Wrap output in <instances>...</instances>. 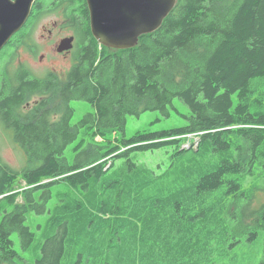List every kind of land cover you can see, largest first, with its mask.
<instances>
[{"label": "trees", "instance_id": "16d2710c", "mask_svg": "<svg viewBox=\"0 0 264 264\" xmlns=\"http://www.w3.org/2000/svg\"><path fill=\"white\" fill-rule=\"evenodd\" d=\"M40 1L28 34L44 14ZM77 4L60 118L45 101L18 111L27 94L57 86L54 73L22 72L0 87V123L27 157L16 170L0 156V264L19 258L13 234L23 249L33 243L29 212L43 236L34 264H158L163 254L176 260L169 264H196L191 237L236 236L233 246L264 234V0H178L156 31L124 50L99 45L85 0ZM175 98L189 108L185 126L109 142L127 115H168ZM73 100L94 108L75 124ZM187 135L197 136L195 148H181ZM168 145L160 171L138 157Z\"/></svg>", "mask_w": 264, "mask_h": 264}, {"label": "rangeland", "instance_id": "374dc122", "mask_svg": "<svg viewBox=\"0 0 264 264\" xmlns=\"http://www.w3.org/2000/svg\"><path fill=\"white\" fill-rule=\"evenodd\" d=\"M65 7L69 13L64 12ZM38 8L44 14L32 26L30 34H28L27 27L28 21L32 19L31 15L24 26L11 37L0 51V87L7 86L11 79L22 72H28L27 78L43 77L49 72L54 73L57 76V86L48 93L27 94L25 102L18 108V111L23 115H29L39 107L40 101H45L49 105L52 119L58 120L65 109V103L61 99L60 92L66 80L67 72L76 61L74 55L77 46L75 45L76 37L73 48L58 52L56 47L62 39L75 36V22L80 18L81 10L77 0H41L38 3ZM69 105H72L75 110L71 120L73 124L83 118L86 113L94 111L92 105L84 100H73ZM188 114H190L189 108L180 99L175 98L172 106L169 107L168 115L158 110H147L139 116L127 115L124 133L118 132L111 135L109 142L120 146L123 138L128 139L137 132H158L183 127L187 124L184 115ZM96 140L99 141V145H104V138L97 137ZM197 141V136L194 138L186 136L183 138L181 148L186 149L187 146H190L189 148L193 149ZM74 144L69 146L65 154L70 162L74 158L75 152L71 150ZM172 150L173 146L168 145L153 151L139 153L138 157L141 162L156 171H160L165 166L166 156ZM0 156L13 169L20 170L27 165V157L13 141L12 132L1 123ZM160 164L161 166H159ZM30 165L34 166L35 162L30 163ZM1 217L2 213L0 220ZM33 217L38 216L29 212L26 224L36 232V235L28 248L23 249L17 234L12 235L14 248L19 254V258H15V264H34L35 258L40 254L39 246L43 242V236L41 229L36 228L32 223ZM235 237L225 239L224 235H218L208 240L209 243H205L207 240L201 234L191 237L195 242L194 249L196 252L192 253L189 259L194 260L196 264H259L264 254V234L260 233L253 241L242 239L239 243L230 246ZM196 240L199 241L196 242ZM170 260L176 262L172 255L163 254V259L158 264H169ZM137 264L140 262L138 261ZM181 264H187V260L184 259Z\"/></svg>", "mask_w": 264, "mask_h": 264}, {"label": "water", "instance_id": "95a60500", "mask_svg": "<svg viewBox=\"0 0 264 264\" xmlns=\"http://www.w3.org/2000/svg\"><path fill=\"white\" fill-rule=\"evenodd\" d=\"M36 0H0V50L30 16ZM178 0H85L90 31L96 41L115 50L138 45L145 34L156 31ZM74 36L60 41L56 50L73 48Z\"/></svg>", "mask_w": 264, "mask_h": 264}, {"label": "flooded vegetation", "instance_id": "af4514ba", "mask_svg": "<svg viewBox=\"0 0 264 264\" xmlns=\"http://www.w3.org/2000/svg\"><path fill=\"white\" fill-rule=\"evenodd\" d=\"M36 1H37V0H36ZM36 1H35V2H36ZM35 2L33 3V5H32V8H33V6H34ZM88 14H89V13H88ZM10 39H11V38H10ZM65 54H66V53H65Z\"/></svg>", "mask_w": 264, "mask_h": 264}]
</instances>
